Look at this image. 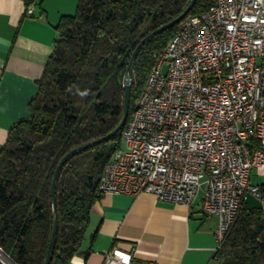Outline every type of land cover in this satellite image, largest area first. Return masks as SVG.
I'll list each match as a JSON object with an SVG mask.
<instances>
[{"label": "trees", "instance_id": "16d2710c", "mask_svg": "<svg viewBox=\"0 0 264 264\" xmlns=\"http://www.w3.org/2000/svg\"><path fill=\"white\" fill-rule=\"evenodd\" d=\"M191 0H80L63 16L54 49L30 102L0 147V247L16 264H44L54 223L52 183L61 159L119 123L123 82L140 41L175 19ZM213 0H198L200 14ZM179 24L158 34L138 54L131 110ZM123 130L72 157L57 184L58 238L51 264H70L100 200V181ZM216 256L221 264H264V210L242 202L238 219ZM5 260V259H4ZM6 261V260H5ZM0 264H5L0 259Z\"/></svg>", "mask_w": 264, "mask_h": 264}, {"label": "built area", "instance_id": "2783aa9c", "mask_svg": "<svg viewBox=\"0 0 264 264\" xmlns=\"http://www.w3.org/2000/svg\"><path fill=\"white\" fill-rule=\"evenodd\" d=\"M32 10H30L31 12ZM3 69L0 65V81ZM99 192L151 194L218 217L224 244L264 168V0H213L188 14L152 68ZM103 264H140L114 248Z\"/></svg>", "mask_w": 264, "mask_h": 264}, {"label": "crops", "instance_id": "0c3cea01", "mask_svg": "<svg viewBox=\"0 0 264 264\" xmlns=\"http://www.w3.org/2000/svg\"><path fill=\"white\" fill-rule=\"evenodd\" d=\"M79 1L0 0V147L12 127L30 117L57 26L63 16L76 13ZM250 181L264 188V168H254ZM201 198L186 205L151 194H103L70 264H103L114 248L133 251L140 264H221L218 217L205 213Z\"/></svg>", "mask_w": 264, "mask_h": 264}, {"label": "water", "instance_id": "95a60500", "mask_svg": "<svg viewBox=\"0 0 264 264\" xmlns=\"http://www.w3.org/2000/svg\"><path fill=\"white\" fill-rule=\"evenodd\" d=\"M178 0H175L177 2ZM198 0H191L188 4V6L185 8V10L177 16L175 19L157 27L150 33H148L138 44L136 47L135 51L132 54V57L130 59L129 65L127 67V73L123 82V86L125 89V100H124V105H123V111H122V116L121 119L118 123V125L109 133L106 135L94 139L92 141H89L87 143L81 144L72 150H70L68 153L64 155V157L61 159L59 162L57 169L55 171L53 183H52V201H53V207H54V223H53V229L50 237V244L49 248L47 251V256L45 259L44 264H51L54 254H55V248L57 244V238H58V212H57V184L59 177L61 175L62 169L64 166L68 163V161L74 157L75 155L79 154L82 151L87 150L88 148H91L93 146H96L98 144H101L103 142H106L110 140L112 137H114L117 133H119L121 130H123L124 126L127 123V120L130 115V110H131V98H132V85H133V80H134V70H135V62L138 57V54L142 50V48L150 42L154 37H156L158 34H161L177 24L180 23V21L187 16L190 11L194 8ZM245 204L249 209L257 210V209H263V202L253 195L252 193L248 192L245 196L244 199ZM0 253L4 256V259L2 258L3 256L1 255L0 259L4 261L5 264H16L12 261V259L9 257V255L0 247Z\"/></svg>", "mask_w": 264, "mask_h": 264}, {"label": "bare ground", "instance_id": "6f19581e", "mask_svg": "<svg viewBox=\"0 0 264 264\" xmlns=\"http://www.w3.org/2000/svg\"><path fill=\"white\" fill-rule=\"evenodd\" d=\"M2 253H0V257H1ZM3 256V255H2ZM4 259V256L2 257ZM6 260V259H5Z\"/></svg>", "mask_w": 264, "mask_h": 264}]
</instances>
